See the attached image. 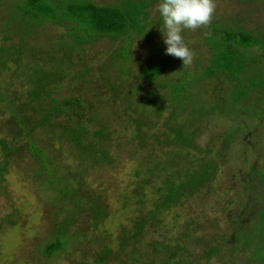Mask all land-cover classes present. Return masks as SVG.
<instances>
[{"label":"trees","instance_id":"trees-1","mask_svg":"<svg viewBox=\"0 0 264 264\" xmlns=\"http://www.w3.org/2000/svg\"><path fill=\"white\" fill-rule=\"evenodd\" d=\"M233 1L241 6L244 17H229L225 22L211 17L203 29H196L204 34L202 41L207 52L202 59L196 51L201 60L194 65L193 58L185 66L193 65L198 72L195 79H167L165 68L170 71L172 62L159 47L162 43L158 37L161 36L158 30L161 21L155 10L157 0H112L104 4L92 0H13L9 7L15 15H10L7 23L0 21V80L1 71L13 64L15 73L20 72L16 75L21 78L20 86L26 88L23 93L12 88L2 89L0 81V105H8V123L13 124L14 138L27 137L30 155L38 166L34 173L40 180L48 185L52 184L50 179L54 180L56 168L52 166V159H57L62 152L54 147L56 142L66 154L76 156L79 161L93 165L111 161L106 147L111 133L104 124L103 115L124 120L132 130L130 140L135 148L148 153L144 179L133 193L145 189L151 178L160 180V185L151 200V208L133 220L128 237L123 236L119 243L120 253L129 248L124 253L128 264H152L151 260H140L132 245L162 213L181 206L203 189H209L207 185L217 176L225 152L232 150V144L242 146L244 140H240V135L251 130L252 126L244 127L246 130L239 128L236 120L252 117L243 114L245 98L255 89H264V25L249 27L243 21L262 11L264 0ZM48 24L61 29L57 39L30 45L28 38L37 37L38 29ZM136 37L150 42V49L147 52L149 60L133 74L131 45ZM101 38L110 39L111 43L95 69L85 61L84 54ZM182 38L187 44L186 36ZM12 40L15 42L11 43ZM195 40L191 44L194 51L198 43ZM251 49L260 52L259 55H248ZM252 64L257 69L249 70L248 74L246 70ZM206 81H211L214 87L210 88ZM197 84L206 90L205 105H199V100L189 93ZM7 85L12 87L11 83ZM62 88L66 95L61 93ZM261 100L264 104V93ZM115 106L120 108L122 117L112 111ZM211 117L230 124L218 136V147L204 148L203 158L196 162L195 133L200 130L202 118ZM254 126L264 131V113L258 116ZM37 129L45 138L43 143L40 140V145L31 141V133ZM252 140V148L245 145L252 150V155H257L259 147L264 151V135L258 131ZM14 144L0 139L3 153L20 152V156L21 147L16 148ZM4 170L3 160L0 161V181ZM237 182L242 201L239 206L226 210L224 215L228 222L225 244L206 243L199 256L208 261L224 248L229 258L247 252L245 264H264V162L250 170L239 169ZM56 185L57 192L52 188L56 200L64 196L73 207L67 217L49 230L50 237L42 247L47 258L66 248L70 225L75 220V212L81 211L82 203V199L74 197L79 191ZM68 186L71 185L68 183ZM138 195L135 202L142 205L141 192ZM84 199L93 219L105 215L99 209L101 203L96 196L85 195ZM80 230L72 232L74 238L78 233L82 235ZM152 253L161 255L158 264H190L184 256L191 254L183 243L169 245L158 241ZM95 255L91 263L84 261L82 264H106L112 251L105 246ZM228 257L222 258L220 264H228Z\"/></svg>","mask_w":264,"mask_h":264},{"label":"rangeland","instance_id":"rangeland-1","mask_svg":"<svg viewBox=\"0 0 264 264\" xmlns=\"http://www.w3.org/2000/svg\"><path fill=\"white\" fill-rule=\"evenodd\" d=\"M12 1L0 0V21L2 23H7V19L15 15L10 10L11 7H9ZM92 1L97 4H104L112 0ZM213 2L214 10L211 17H214V19L225 22L229 17H244L241 12L242 8L236 1L213 0ZM153 14L154 11L151 16ZM10 15L11 17H9ZM243 22L249 27L264 25V6L262 11L251 14ZM204 27L201 26L196 29H203ZM196 29H184L181 32L182 37L186 36L187 46L194 55V65L201 60L200 55L203 59L206 57L205 53L207 52V47L202 41L204 40V34ZM59 32H61V29L48 24L38 29L37 37L33 35V39L28 38L29 44L36 45L38 43L40 45L44 42L54 41L57 39ZM158 37L162 43L161 36ZM195 39L198 43L196 42L197 45L194 51L191 48V44H193ZM14 42L12 40L11 43ZM110 43V39L101 38L94 45H91L87 53L84 54L85 58H87L85 61L89 66L96 69L97 63L106 56ZM131 46H133L134 54L132 57L134 66L131 69L134 74L138 72L143 63L149 60L147 52L150 49V42L138 40L136 37ZM159 47L163 50V43ZM196 51L200 53L199 56L195 54ZM259 53L254 49L247 52L248 55L255 57ZM166 56L172 62L170 71L164 67L166 73H168L166 74L167 79H195L198 76V72L192 67L193 65L182 67L179 58H174L170 55ZM24 63L26 64L27 62ZM8 67L1 71L2 79L0 81L2 89L12 88L17 90V92L23 93L26 88L20 86L19 81L21 78L16 76L20 75V72L15 73L13 64ZM251 69L255 70L257 68L253 64L250 65L246 70L248 74ZM185 70L188 72H185ZM262 72L264 73V68H262ZM132 82L137 83L134 80ZM8 83H11L12 87L8 86ZM206 83L210 85V88L214 87V85L211 86L213 84L211 81H206ZM221 85L224 86L223 83ZM255 90V92L249 93V96L245 98L243 113L252 117L246 118L243 116L245 119L236 120V124L243 130H246L244 127L249 129L252 126L250 132L240 135V140H244L243 150L239 143L232 144V150L228 153L225 152V157L220 162L217 176L208 183L207 187H210L209 189H203L200 193L192 195L181 206L162 213L156 223L149 224L144 229L138 241L132 245L137 249L135 253L140 257V260L146 262L151 260L152 264H158V259L161 255L152 253L155 242L158 241H163L164 244L168 243L169 245L176 242L183 243L185 249L189 250L191 254L187 255L185 253L184 256L190 264H220L222 258L228 257V252L224 248L219 254L209 258L208 261L201 259L199 255L203 250L204 244L218 245L223 241L225 242V237L228 233V229H226L228 222L224 220V215L227 213L226 210L239 206L242 201L238 196L240 191L237 187L239 184L237 182L239 169L246 168L250 170L264 162V157L262 156L264 151H261L260 147L257 155H252V150L245 148V145H249L252 148L251 144L254 142L252 137L258 131L259 134L264 135L261 127H253L258 116L264 113V104L261 100L264 89ZM61 93L66 95L64 88H62ZM189 93L199 100V105L206 104V90L201 85L197 84L195 88H190ZM222 95L225 98L230 97L229 95ZM7 106L5 103L0 105V139H4L6 143H15L14 147L16 148L21 147L22 154L19 156L20 152H16L15 154L7 155L3 153L0 146V161H5V170L2 174L3 180L0 181V264H82L84 261L91 263L96 256L95 253L105 246L112 251V255L108 258L106 264H128L124 253L128 252L129 248L126 246L127 249L120 253L119 243L123 236L128 237L127 231L131 230L133 220L151 208V200L156 196L155 190L160 185V180L151 178L148 186L137 192L138 194L141 192L143 204L139 205L135 202L139 195L133 193V191L138 190L137 184H140V180L144 179L143 170L148 160V153L135 148V143L130 140L132 136L131 128L126 126L124 120H120L118 116L110 118L103 115L104 124L111 133V138L106 145L111 161L107 164L93 165L87 161H79L76 156L66 154L64 148L58 147L59 144L57 142L54 143V147L59 148L57 151L60 150L62 152L57 159H52V166L55 165L56 169L53 175L54 180L50 179L53 186L51 187V185L40 180V176L37 177L34 173V169L38 166H35L37 162L30 155L29 146L26 144L27 137L14 138L15 131L11 130L13 124L8 123L10 115ZM112 111H114L115 115L119 113L122 117L119 107H113ZM199 113L202 116V113ZM110 116L112 115L110 114ZM202 119L200 130L195 133L194 138L198 147V154L194 157L196 162L198 159L203 158L202 151L204 148L211 145L218 147V136L230 124L229 121L220 118ZM20 134L22 135L21 132ZM43 134L39 129L33 131L31 133V141L40 145V140L42 143L45 140ZM41 176L43 177V175ZM55 180L61 187L66 185L67 189L74 188L79 191L77 194L75 192L74 197L82 199V203L80 204L81 211L75 212V220L70 225L69 242L66 248L64 251L57 252L47 258L42 253V247L50 237L49 230L56 223L67 217L73 207L69 201H66L64 196H60L61 199L56 200V195L52 191L54 187L55 191H58ZM68 183L71 186H68ZM83 195L88 197L96 196L101 203L99 209L105 215H100L98 219H93L92 213L87 210V200L84 199ZM78 229H81L82 235L78 233L77 238H74L72 232H77ZM124 229L125 231H123ZM223 235L224 238H222ZM224 242L222 244H225ZM155 251L157 252V248ZM114 253L118 255H114ZM246 255L247 252H240L236 256H232V258L228 257V264H245Z\"/></svg>","mask_w":264,"mask_h":264},{"label":"clouds","instance_id":"clouds-1","mask_svg":"<svg viewBox=\"0 0 264 264\" xmlns=\"http://www.w3.org/2000/svg\"><path fill=\"white\" fill-rule=\"evenodd\" d=\"M155 10L161 21L158 30L164 54L179 58L182 67L189 65L193 53L181 32L206 26L214 10L213 0H157Z\"/></svg>","mask_w":264,"mask_h":264}]
</instances>
